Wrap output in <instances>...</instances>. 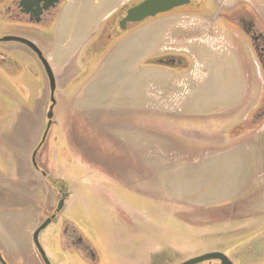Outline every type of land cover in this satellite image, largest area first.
Segmentation results:
<instances>
[{
  "label": "rangeland",
  "instance_id": "374dc122",
  "mask_svg": "<svg viewBox=\"0 0 264 264\" xmlns=\"http://www.w3.org/2000/svg\"><path fill=\"white\" fill-rule=\"evenodd\" d=\"M15 1L0 0V239L23 249L20 264L32 261L36 226L20 206L33 207L32 192L44 199L24 167L44 137L37 164L70 193L39 237L52 264H179L226 245L264 246V191L248 197L260 186L248 188L258 172L252 163L233 164L241 147L225 149L232 123L248 124L264 108L252 42L220 16L237 0L175 9L100 49L89 42L122 0L63 1L48 25L14 18ZM246 1L264 32V0ZM7 38L37 44L56 76L49 130L44 67ZM167 43L195 55L192 72L175 78L144 66ZM37 174L42 184L46 177ZM232 213L259 215L212 225ZM63 222L93 246L95 263L59 247ZM239 227L247 228L233 231Z\"/></svg>",
  "mask_w": 264,
  "mask_h": 264
},
{
  "label": "flooded vegetation",
  "instance_id": "af4514ba",
  "mask_svg": "<svg viewBox=\"0 0 264 264\" xmlns=\"http://www.w3.org/2000/svg\"><path fill=\"white\" fill-rule=\"evenodd\" d=\"M23 2L24 0H16L14 2V6L12 5V7L8 9V11H10V14L13 15L14 18L22 20V22H29L38 25H48L50 22H53V20L57 18L58 7L57 6L50 7L48 10H45L43 6L44 4L42 3L41 9L43 10V12L41 16V21L40 23H36L37 20L36 15L39 13L38 11L39 9L37 7H34L32 8L33 12H31L30 14H26L22 6ZM33 3L36 4L37 0H34ZM220 16L223 17V19L228 24L234 25L236 28L241 30V32L252 42L253 49L255 50L256 53L258 52L257 56L261 55V57L264 58V34L262 30L256 27V25L258 24L257 18L252 14L250 9H248L244 5H234L228 9H221ZM212 32L217 33L215 30L214 31L212 30ZM214 39L217 40L216 38ZM175 41H181V40L175 39ZM195 59H196L195 55L190 54L186 49L173 48L170 47L169 44L167 43L161 47V49L158 51L157 54L145 59L143 63L146 68H153L156 70L159 69L161 71L168 72L172 76L177 78L189 74L194 70L196 66ZM47 83L49 84L48 77H47ZM49 90H50V84H49ZM36 150L37 149H35L34 152L32 153L31 163L33 168L37 171V169L33 165V155ZM41 171H43L44 173V176L42 175L41 177H46L45 175L46 171L42 169ZM44 180L45 181L42 182V186L38 188L39 194L42 193L44 199L42 198V200H40L41 197H39L38 200L36 201V204L34 205L35 208H33L38 219V224H36V227L34 228L32 234L33 244L32 246L29 247L31 249L30 252L28 253L30 254V256L32 255V261H30V263L28 262V264H46L34 243L35 232L48 220H50L48 226L52 222L57 221L58 216L61 214V212L64 209L66 201L70 198L69 188L64 181L55 179L54 177H51V175L47 176L46 179ZM261 189L262 188L257 187V190H255L254 193L255 192L257 193L258 190L260 191ZM62 201H63V206L60 209V211L57 212ZM235 201L233 203H235ZM36 210H38V213H36ZM231 215L232 217L224 218V219H220L218 217L214 218L215 220L213 219L214 223H212V225L224 221L235 222V221H244L245 219L249 220L257 217V215L259 214L243 215V213L242 214L232 213ZM246 228L247 227H239L233 229V231L242 232ZM57 242L59 244V247L62 250H65L67 253L76 252L80 257H82L83 259L85 257L88 261L92 263H95L97 261V255L93 246L90 245V243L85 239V237L81 233H79L76 229L71 228L69 226V222H63L60 225L57 233ZM1 250L0 253L2 259H0V264H10L5 260L2 254V252L4 253L7 252L3 248H1ZM212 253L223 254L228 259V261H226V264H264L263 263L264 246H259L253 243H250L247 246H240V245L233 246V244L230 246L226 245V246H222L221 249L216 250ZM205 254H210V253H205ZM205 254H202L200 256H203ZM7 255L9 261L12 264H20L18 255L16 257H11L9 253H7ZM49 262L50 264H52L50 260ZM200 264H223V260L214 259Z\"/></svg>",
  "mask_w": 264,
  "mask_h": 264
},
{
  "label": "water",
  "instance_id": "95a60500",
  "mask_svg": "<svg viewBox=\"0 0 264 264\" xmlns=\"http://www.w3.org/2000/svg\"><path fill=\"white\" fill-rule=\"evenodd\" d=\"M34 0H24V2L22 3V6L24 8V12L26 14H30L32 11V8L37 7L39 10V13L36 15L37 20L36 23H40L41 21V16H42V12L43 10L41 9V4L43 3L44 5V9L48 10L50 7H59L60 4L66 0H37V3L34 4L33 3ZM202 0H135L134 2L129 1L127 3H125L123 6H121L117 11H115V13L113 15H111L109 18H106V20L104 21L103 26L100 28L99 30V34L97 39H91V41L89 42L88 46H92L93 48L97 47V48H102L104 47L105 43L108 40L111 39H115L117 37H121L124 34L127 33H133L134 31H136L139 27L144 26L152 21L158 20L162 17H160V15L167 14L175 9L178 8H182L185 6H190L192 4H195V6H199L201 4ZM27 3V4H25ZM244 6H248L247 4H242ZM62 7V5L60 6ZM58 9V15L57 18L59 16V12H60V8ZM31 8V9H30ZM250 9V8H249ZM253 9V8H252ZM221 12V11H220ZM252 14L257 18V14L256 12L253 10H251ZM256 27H258L256 25ZM263 32V31H262ZM264 34V32H263ZM5 41H17L20 42L22 44H25L29 49H31L36 56L38 57V59L40 60V62L42 63L44 70L47 74V77L49 79V84H50V105L51 108L49 110V113L47 114V122H48V126L47 129L49 130L50 127L52 126L53 123V112L52 109L55 106V98H54V92L56 89V76L53 73V70L51 69V66L49 64V61L46 59V57L44 56V54L42 53V51L40 50V48L37 46V44L30 42L28 40L25 39H20V38H7ZM96 48V49H97ZM256 53V52H255ZM258 52L256 53V57L258 59V62L261 66V68L264 71V58L261 57V55L257 56ZM263 90L261 93V101H263V105H264V80L262 81L260 79V81L258 82ZM49 105V106H50ZM244 114H241L240 118H244L243 117ZM264 126V108H257L255 115L252 117V119L250 120V122L248 124L242 123V124H234L232 123L231 127H230V131H229V135L231 136V142L229 143L227 147L239 142L240 140L244 139L245 137H247L248 135L258 131L259 129H261ZM46 133V132H45ZM46 136V134L44 135ZM215 140V139H213ZM220 140V138H217V141ZM45 142V137L43 139V141L39 144L37 150L35 151L34 155H33V165L35 166V168L37 169V171L39 173H42V175L44 176L43 171H41L40 167L38 166L37 162H36V157L38 152L40 151V149L43 147ZM219 145V144H217ZM63 206V201L61 202L59 209L57 212L60 211V209ZM50 223V220H48L46 223H44L36 232L34 235V243L39 251V253L41 254V256L43 257V260L45 261L46 264H50L47 255L44 251V249L42 248L40 242H39V236L41 234L42 231H44L46 229V227L48 226V224ZM0 259H2L1 257V253H0ZM214 259H222L223 260V264H226V261H228V259L221 253H210V254H205L203 256H199L197 258L188 260L184 263L181 264H200L206 261H210V260H214Z\"/></svg>",
  "mask_w": 264,
  "mask_h": 264
},
{
  "label": "crops",
  "instance_id": "0c3cea01",
  "mask_svg": "<svg viewBox=\"0 0 264 264\" xmlns=\"http://www.w3.org/2000/svg\"><path fill=\"white\" fill-rule=\"evenodd\" d=\"M66 1H67V3H69V0H66ZM129 1L130 0H122L119 5H117L114 9H112L110 11V13H108V15H106L101 20V22H104L107 17H109L113 12L117 11L121 6H123L125 3L129 2ZM242 4H247V5L251 6L256 12H258V10L255 8L256 6L253 3H250L249 1L247 2L246 0H237L235 3H233L232 6H234V5H242ZM59 16H60V14H59ZM59 16H58V18H59ZM49 60H51V59H49ZM239 147H241L240 148L241 151H240L239 155L242 157V159H238V158H237V160L235 159L233 161V164L235 165V164H238V163H245V164L248 163L247 166H249L252 163L254 165V169L257 170L258 173L253 179V180H256V181H254L251 185H248V188L254 186L258 182V184L261 185L258 188H262L260 191H264V126L261 129H259L258 131L248 135L244 139L240 140L239 142H237V143H235V144H233V145H231V146H229V147H227L225 149H229V148L232 149L233 148V149H237L238 150ZM217 150H219V149H217ZM31 156H32V154H31ZM31 156H30V163H31ZM24 168H25L24 169V173L26 172V177L35 184L34 187L36 188V190H38V188L40 186H42V184L39 181L37 182V180H36V177L38 176V174H37L38 172L33 168L32 163L31 164H26V166ZM247 170L250 171L249 167H247ZM0 174L3 175L2 173H0ZM233 176H236L235 172L233 173ZM243 176H244V173H243ZM237 178H239V177H237ZM23 180H24V178H23ZM15 181H16V179H15ZM250 183H251V180H250ZM256 190H257V188H256ZM32 191L33 190H31L29 192L31 193ZM31 194L34 195L32 197L33 199H31L32 202H30V204L33 205V207L26 208L25 206H23V204H25V203H22V205L20 207L23 210L25 209V211L26 210L31 211L33 213V216H34L36 224H38V219H37V216L35 214V211H32V208H35L34 205L36 204V201L38 200V198L36 196L37 194H34L33 192ZM257 194L258 193L255 192V193H253V195L248 196L249 200L253 198L252 196L256 197ZM238 197H240V196L236 195L233 198L237 199ZM0 200H3V198L0 199ZM0 211H3V210L0 209ZM0 243H1V247L7 253H9V255L11 257H16L23 250L22 249L21 251H17V248L9 247L7 244H4V242H2V239H0ZM32 244L33 243L31 242L30 246H32ZM30 246H28V248Z\"/></svg>",
  "mask_w": 264,
  "mask_h": 264
}]
</instances>
